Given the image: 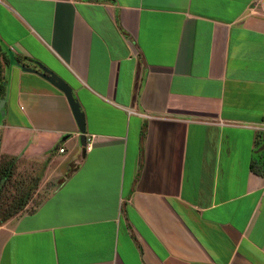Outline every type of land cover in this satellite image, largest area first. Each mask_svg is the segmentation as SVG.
<instances>
[{"label":"crops","instance_id":"1","mask_svg":"<svg viewBox=\"0 0 264 264\" xmlns=\"http://www.w3.org/2000/svg\"><path fill=\"white\" fill-rule=\"evenodd\" d=\"M1 100L0 264H264V0H0Z\"/></svg>","mask_w":264,"mask_h":264},{"label":"rangeland","instance_id":"2","mask_svg":"<svg viewBox=\"0 0 264 264\" xmlns=\"http://www.w3.org/2000/svg\"><path fill=\"white\" fill-rule=\"evenodd\" d=\"M24 172L25 171L23 168L18 169L16 175L13 176L12 181L9 182V186L7 187V189L0 188V221L15 209L16 201L19 197L18 193H20L21 191H23L24 193L26 190H30V192L36 191L33 195L32 204L26 210L31 211L36 207V204L39 203L40 200H42V198L49 192L51 188L50 184L52 185V182H50V180L43 183L39 182L36 185V182L34 183V176H29Z\"/></svg>","mask_w":264,"mask_h":264},{"label":"water","instance_id":"3","mask_svg":"<svg viewBox=\"0 0 264 264\" xmlns=\"http://www.w3.org/2000/svg\"><path fill=\"white\" fill-rule=\"evenodd\" d=\"M22 71L28 72V73H34L45 80H47L49 83H51L54 87H56L59 91H61L64 96L66 97V100L69 104V107L72 111L73 117L76 121L78 131L80 134V141L81 145L85 147L86 145V126H85V116L84 113L81 111L79 103L74 99L73 93L71 88L62 81L59 77H57L53 72L49 71L43 66H39L38 70L28 68L25 66L20 67ZM5 101H0V115H4L3 106Z\"/></svg>","mask_w":264,"mask_h":264},{"label":"trees","instance_id":"4","mask_svg":"<svg viewBox=\"0 0 264 264\" xmlns=\"http://www.w3.org/2000/svg\"><path fill=\"white\" fill-rule=\"evenodd\" d=\"M23 202H24V200H23ZM23 202H22V201H18V202H16V204L19 203V205H15V209H14V210H17V209H21V208H23ZM21 204H22V205H21Z\"/></svg>","mask_w":264,"mask_h":264},{"label":"built area","instance_id":"5","mask_svg":"<svg viewBox=\"0 0 264 264\" xmlns=\"http://www.w3.org/2000/svg\"><path fill=\"white\" fill-rule=\"evenodd\" d=\"M89 145H90V144H89ZM86 148H87V147H86ZM59 151H60V153H63V150H62V149H60Z\"/></svg>","mask_w":264,"mask_h":264}]
</instances>
